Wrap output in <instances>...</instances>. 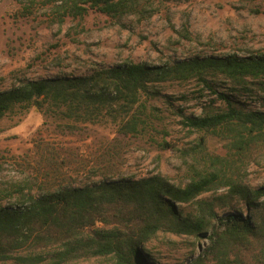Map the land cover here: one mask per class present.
<instances>
[{
  "label": "trees",
  "instance_id": "16d2710c",
  "mask_svg": "<svg viewBox=\"0 0 264 264\" xmlns=\"http://www.w3.org/2000/svg\"><path fill=\"white\" fill-rule=\"evenodd\" d=\"M43 2L59 21L82 18L89 10L117 20L144 11L141 0ZM190 78L214 95L211 104L220 105L209 106L203 115H185L178 109L183 126L202 133L186 150L190 159L185 184L155 174L41 186L38 193L18 187L17 201L0 206V262L36 263L39 257L18 255L34 246L59 248L53 254L57 263L110 256L115 264H153L145 243L161 231L192 239L180 264H264V185L250 187L241 176L264 147V109L244 101L252 90L249 83L264 89V53L194 56L152 66L129 62L96 67L84 75L27 80L0 91V118L16 107L39 110L47 104L64 108L74 121L100 114L118 117L119 131L135 135L145 122L140 116L145 109L142 97L158 94L150 84ZM218 78L227 82L225 91L219 89ZM208 134L224 141L223 155L207 150Z\"/></svg>",
  "mask_w": 264,
  "mask_h": 264
},
{
  "label": "rangeland",
  "instance_id": "374dc122",
  "mask_svg": "<svg viewBox=\"0 0 264 264\" xmlns=\"http://www.w3.org/2000/svg\"><path fill=\"white\" fill-rule=\"evenodd\" d=\"M43 1L0 0V91L27 80L84 75L96 67L129 62L152 66L194 56L264 53V0H141L144 11L118 20L89 10L82 18L66 16L61 21ZM217 83L226 90L223 78ZM248 85L252 90L244 95L246 106L264 109V89ZM154 88L158 94L142 97L145 109L140 116L145 122L135 135L120 132L119 118L107 114L74 121L64 108L47 104L39 110L16 107L7 112L0 118V206L17 201L18 187L38 193L41 186L155 174L185 184L190 159L186 150L202 133L189 132L178 109L185 115H203L209 106L220 104H211L214 95L202 90L196 78L151 83ZM164 141L174 147L163 146ZM205 146L209 152L225 153L224 141L215 135H206ZM241 176L250 187L264 185V147ZM191 242L159 231L145 246L153 264H180ZM57 250L26 246L18 255L39 257L33 264H115L110 256L57 263Z\"/></svg>",
  "mask_w": 264,
  "mask_h": 264
}]
</instances>
